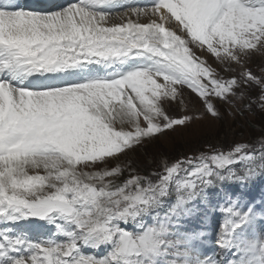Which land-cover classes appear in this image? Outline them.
<instances>
[{
  "label": "snow or ice",
  "instance_id": "1",
  "mask_svg": "<svg viewBox=\"0 0 264 264\" xmlns=\"http://www.w3.org/2000/svg\"><path fill=\"white\" fill-rule=\"evenodd\" d=\"M262 52L264 0H0V264H264V198L235 187L264 179V133L121 166L145 141L219 119L217 100L264 114V69L248 67ZM185 89L203 115L168 114Z\"/></svg>",
  "mask_w": 264,
  "mask_h": 264
},
{
  "label": "rangeland",
  "instance_id": "2",
  "mask_svg": "<svg viewBox=\"0 0 264 264\" xmlns=\"http://www.w3.org/2000/svg\"><path fill=\"white\" fill-rule=\"evenodd\" d=\"M201 55L208 61L209 56ZM209 60L217 72H221L225 76L231 75L223 72L222 67L214 59L209 58ZM248 67L256 73L261 72L264 69V52L253 55L248 61ZM215 106L220 112L219 119L204 115L203 119H194L186 127L177 126L175 131H166L164 134L158 135L156 139L145 141L141 146L129 151L126 156L121 157V166L127 169L130 165L137 171H153L157 170V165L162 158L174 161L181 157L196 155L200 151L208 150L206 147L208 145L227 147L237 142L251 144L264 133V114L258 113L253 116L245 111L241 115L236 108L219 100L215 101ZM238 107H242V105H238ZM166 110L173 118L204 114L202 103L190 93L185 96L184 101L177 100L167 104ZM125 175H127V171Z\"/></svg>",
  "mask_w": 264,
  "mask_h": 264
}]
</instances>
